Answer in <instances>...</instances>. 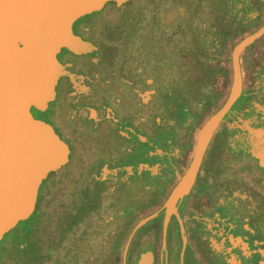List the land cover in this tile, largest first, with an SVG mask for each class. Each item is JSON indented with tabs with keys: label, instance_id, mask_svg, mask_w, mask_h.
<instances>
[{
	"label": "flooded vegetation",
	"instance_id": "af4514ba",
	"mask_svg": "<svg viewBox=\"0 0 264 264\" xmlns=\"http://www.w3.org/2000/svg\"><path fill=\"white\" fill-rule=\"evenodd\" d=\"M263 8L264 0H118L113 14L103 8L71 22L93 51L59 48V98L28 108L83 152H68L54 181L38 186L24 228L34 232L39 264H135L144 251L150 264L259 263L264 168L248 134L227 125L264 126V71L252 73L262 80L244 97L263 109L233 106L188 193L170 208L166 200L222 98L207 66L256 30ZM256 41L239 57L242 91L245 53ZM18 230L3 239L0 264H26L29 255L14 248Z\"/></svg>",
	"mask_w": 264,
	"mask_h": 264
},
{
	"label": "water",
	"instance_id": "95a60500",
	"mask_svg": "<svg viewBox=\"0 0 264 264\" xmlns=\"http://www.w3.org/2000/svg\"><path fill=\"white\" fill-rule=\"evenodd\" d=\"M117 5L118 0H0V240L32 213L40 182L54 181L66 154H83L70 134L33 118L28 108H41L59 98L54 91L57 77L64 73L55 57L59 48L92 53L71 33V22L103 8L113 14ZM263 33L264 18L253 33L233 46L227 100L197 129L190 161L166 200L168 208L188 193L209 139L240 98L239 57ZM256 107L263 109L260 104ZM238 122L227 126L248 134L251 157L264 168V126L251 128L246 121ZM258 251V264H264V241ZM135 264H150L149 252L140 253Z\"/></svg>",
	"mask_w": 264,
	"mask_h": 264
},
{
	"label": "trees",
	"instance_id": "16d2710c",
	"mask_svg": "<svg viewBox=\"0 0 264 264\" xmlns=\"http://www.w3.org/2000/svg\"><path fill=\"white\" fill-rule=\"evenodd\" d=\"M264 13V8H263V12ZM264 38L259 39L256 41L255 46L252 48V50H247L245 53V63H246V75H243L244 77V84H243V91H242V95L240 96V98L238 99V101L235 103L233 109H238L240 111H242L243 108H250L253 112L257 113V111H259V108L256 107L258 103V101H256L254 99V97H251L250 99H248L249 101H251V104L246 103L244 97H248L250 90L253 88V86L256 84L255 82L257 80H262L259 76H252V73H255L256 71H258V73H260L261 71H264V64H262V58L261 56L264 55V50H262L260 48V44L262 45ZM231 48L225 50V52H227L229 55H226L225 52H223L220 56V58L218 59V62H215L211 65L207 66V70L215 75V83H219L220 85V92H221V97L222 96H227L228 92L230 90V86H231V81H232V65H231V60H230V53H231ZM250 58V59H249ZM262 61V62H261ZM244 100V101H243ZM211 113H205V119L206 116H208ZM244 117H246V115H244ZM204 119V120H205ZM230 124H238L237 121H233ZM261 124L259 123L257 126H260ZM235 131H231V134L234 135ZM34 215H31L28 219L26 220H21L18 223L21 222L22 226H19V236L17 240H14V248L21 253H27L29 255V258H27V260H25L26 264H39V260L37 257V253L35 250V243H34V232H27L28 230H25L24 226L25 224H29L32 221V217H34ZM17 223V224H18ZM16 229V228H15ZM13 229V230H15ZM22 232V233H21ZM12 233V231H11ZM21 233V234H20ZM9 233H6V235L2 236L1 242L2 240L6 237H8ZM13 235V233H12ZM10 234V236H12ZM22 254V255H24Z\"/></svg>",
	"mask_w": 264,
	"mask_h": 264
},
{
	"label": "rangeland",
	"instance_id": "374dc122",
	"mask_svg": "<svg viewBox=\"0 0 264 264\" xmlns=\"http://www.w3.org/2000/svg\"><path fill=\"white\" fill-rule=\"evenodd\" d=\"M262 21H263V19H262ZM262 21H261V23H262ZM261 23L259 24V26L261 25ZM259 26H258V27H259ZM258 27H257V28H258ZM257 28H256V29H257ZM253 32H254V31H253ZM239 41H240V40H239ZM258 82H259V80L256 81V84H257ZM228 93H229V92H228ZM227 97H228V95H227V96H225V95L222 96V98L220 99V102L218 103V105H217V107H216V111H215V112H217V111H218V110L224 105V103H225L226 100H227ZM215 112H213V113H215ZM211 115H212V114H211ZM211 115H210V116H211ZM210 116H209V117H210ZM192 142H193V139H192ZM194 142H195V141H194ZM245 177H246V176H245ZM18 222H19V221H18ZM19 226H21V222L18 223V224H16L15 227H14L13 229H15V228L18 229ZM13 229L10 230V231L7 232V233H9V235L12 234V233L14 232ZM16 229H15V230H16ZM11 231H12V233H11ZM5 235H6V234H5ZM5 235H4V236H5ZM9 235H8V236H9ZM5 238H6V237H5ZM3 242H4V240H3L2 242H0V251H1L2 246H3V244H2ZM3 253H4V252H3Z\"/></svg>",
	"mask_w": 264,
	"mask_h": 264
}]
</instances>
